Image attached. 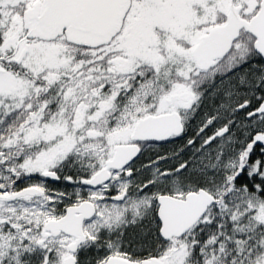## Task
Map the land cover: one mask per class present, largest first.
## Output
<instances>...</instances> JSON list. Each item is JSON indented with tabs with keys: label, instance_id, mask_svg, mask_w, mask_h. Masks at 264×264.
Returning a JSON list of instances; mask_svg holds the SVG:
<instances>
[{
	"label": "snow or ice",
	"instance_id": "1",
	"mask_svg": "<svg viewBox=\"0 0 264 264\" xmlns=\"http://www.w3.org/2000/svg\"><path fill=\"white\" fill-rule=\"evenodd\" d=\"M0 264H264V0H0Z\"/></svg>",
	"mask_w": 264,
	"mask_h": 264
}]
</instances>
